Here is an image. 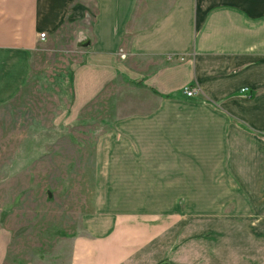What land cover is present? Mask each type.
<instances>
[{"label": "crops", "instance_id": "crops-1", "mask_svg": "<svg viewBox=\"0 0 264 264\" xmlns=\"http://www.w3.org/2000/svg\"><path fill=\"white\" fill-rule=\"evenodd\" d=\"M76 27L85 42L71 112L120 82L151 107L103 136L99 196L116 207L102 201L103 222L74 241L70 264H171L154 251L166 247L153 244L158 222L206 211L190 199L239 198L246 213L264 211V0H0V110L28 85L39 48Z\"/></svg>", "mask_w": 264, "mask_h": 264}, {"label": "rangeland", "instance_id": "rangeland-1", "mask_svg": "<svg viewBox=\"0 0 264 264\" xmlns=\"http://www.w3.org/2000/svg\"><path fill=\"white\" fill-rule=\"evenodd\" d=\"M79 28L63 30L57 42L39 48L28 85L0 110V241L7 254L2 264H70L74 241L103 222L102 203L116 207L115 200L99 196L105 189L96 178L103 136L119 117L151 107L148 98L120 82L75 115L71 112L72 68L84 53V29ZM217 202L219 211L207 212ZM189 206L206 211L158 222L153 244L166 247L154 251L163 249L171 264H249L251 258H264V228L252 226L261 224L264 211L246 213L239 198L190 199ZM123 237L126 243L136 236Z\"/></svg>", "mask_w": 264, "mask_h": 264}, {"label": "built area", "instance_id": "built-area-1", "mask_svg": "<svg viewBox=\"0 0 264 264\" xmlns=\"http://www.w3.org/2000/svg\"><path fill=\"white\" fill-rule=\"evenodd\" d=\"M46 37V34H41L40 38L44 39ZM184 93L188 96V97H193L194 95H196L197 90L195 88H185Z\"/></svg>", "mask_w": 264, "mask_h": 264}]
</instances>
